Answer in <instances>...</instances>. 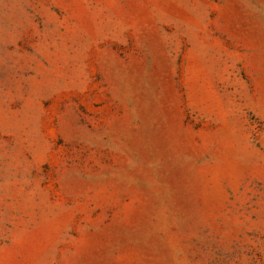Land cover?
Listing matches in <instances>:
<instances>
[{"label":"rangeland","instance_id":"rangeland-1","mask_svg":"<svg viewBox=\"0 0 264 264\" xmlns=\"http://www.w3.org/2000/svg\"><path fill=\"white\" fill-rule=\"evenodd\" d=\"M0 264H264V0H0Z\"/></svg>","mask_w":264,"mask_h":264}]
</instances>
